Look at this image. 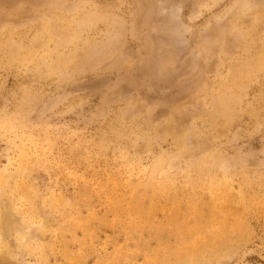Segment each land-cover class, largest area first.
I'll return each mask as SVG.
<instances>
[{
	"label": "rangeland",
	"instance_id": "1",
	"mask_svg": "<svg viewBox=\"0 0 264 264\" xmlns=\"http://www.w3.org/2000/svg\"><path fill=\"white\" fill-rule=\"evenodd\" d=\"M0 264H264V0H0Z\"/></svg>",
	"mask_w": 264,
	"mask_h": 264
}]
</instances>
